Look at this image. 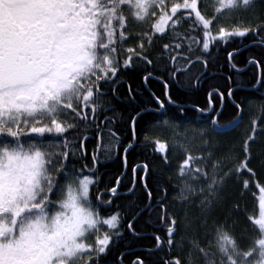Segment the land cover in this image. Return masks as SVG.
I'll return each mask as SVG.
<instances>
[{
  "label": "snow or ice",
  "instance_id": "obj_1",
  "mask_svg": "<svg viewBox=\"0 0 264 264\" xmlns=\"http://www.w3.org/2000/svg\"><path fill=\"white\" fill-rule=\"evenodd\" d=\"M250 33L264 44V0H0V264H112L109 255L125 227L118 209L108 213L120 180L102 192L96 166L102 141L105 157L120 145L112 103L119 77L140 65L159 66L173 79L193 65L206 70L215 51ZM208 95V106L196 109L199 138L172 142L184 158L173 185L176 211L168 207L167 187L157 204L165 236H155L161 255L154 264H264V187L256 185L260 214L249 219L259 233L250 243L230 231L239 205L230 206L227 195L230 183L248 188L244 174L255 178L250 142L264 137V107L240 155L206 129L239 128L241 105L232 101L237 118L222 125L224 93L218 92L220 111ZM156 101L166 115L165 102ZM167 102L173 103L170 96ZM135 123L133 117V140ZM89 129L97 141L91 165L84 148ZM132 147L123 149L125 162ZM154 151L170 167L168 142L156 139ZM136 168L142 180L149 172L147 163L133 168V189ZM138 212L126 224L133 234ZM132 264L146 262L137 257Z\"/></svg>",
  "mask_w": 264,
  "mask_h": 264
},
{
  "label": "trees",
  "instance_id": "obj_2",
  "mask_svg": "<svg viewBox=\"0 0 264 264\" xmlns=\"http://www.w3.org/2000/svg\"><path fill=\"white\" fill-rule=\"evenodd\" d=\"M212 12L213 9L209 6L205 14ZM215 23L216 21H213L214 25ZM221 23L228 26L226 20ZM185 30H187V26H185ZM229 52L233 54L231 62L228 59ZM236 69L245 70L238 72ZM202 73V77L197 82V77ZM145 76L149 77L147 81L144 80ZM259 76H261V82L264 84V44L255 41L250 33L244 38H233L227 46L220 47L215 51L206 70L200 65H193L187 74L178 73L173 79L168 75L166 69L162 70L159 66L153 68L152 66L140 65L135 70H129L119 77L112 103L116 113V123L113 130L120 136V145L110 156L105 157L102 151V141L101 152L98 153L99 163L96 166L99 188L102 192L107 188L116 186V180H120L117 188L118 195L113 198L108 213L118 209L124 217L125 227L122 238L116 241V245L109 255L112 264H121L119 260L121 254H123L122 264H132V261L137 257L145 259L146 264H154L156 260L160 259L161 253L156 249L155 241V236L160 234L158 227L162 223L157 204L165 199L162 189L167 187L168 207L171 211H176L172 196L173 185L177 182L175 167L181 161V156L175 157L171 154L169 156L170 167L165 166L161 155L154 151V141L162 136V133H171L172 135L174 132L177 133L186 128H201L202 125L199 126L197 122L200 114L196 109H203L208 106V94L210 92L212 93V103L217 111L221 107L218 92L224 93L225 107L220 117L222 124L230 123L237 117L238 110L232 101L241 105L246 122L252 120L248 116L252 115L251 112H248L251 105L256 109L254 115H259L261 108L264 107V87L257 84ZM129 86L131 93H129ZM229 88L232 89V101L227 96ZM244 88L250 90L247 91ZM109 96H112L111 92H109ZM169 96L173 101L171 104L167 102ZM157 97L165 102L166 115L157 111ZM108 114L112 115L111 112ZM133 117L136 121L135 140L132 139ZM165 119L169 121V125L162 123ZM158 120L160 121L159 124H157ZM94 133L95 129H89L87 132L89 139L84 142V148L87 152L85 162L89 165H91V154L97 143ZM228 135L224 143L237 145L236 151H240L237 135ZM145 136L148 137L147 140L144 139ZM261 139L262 141L257 146L258 150L252 156L250 164L256 173L257 181H261L258 182L260 185L264 182V137ZM128 143H131L133 147L128 150L125 162L123 149ZM240 155H242L241 152ZM144 163L149 165V172L142 180L141 169L136 168L135 187L133 189L132 170L137 165ZM249 176L250 174H244L246 179ZM145 183L148 185L147 189L144 187ZM130 189H133L131 193H129ZM148 191L152 193L151 200L148 198ZM127 192L128 194H126ZM234 193L235 191L229 197L230 206L238 202L241 203L242 200L243 203L246 202L245 199L239 200L241 198L239 194L234 195ZM250 201L248 198V204ZM149 204H151V209L146 210ZM137 209L139 212L135 219H132L135 230V234H133L127 229L126 224ZM105 214V211L102 210L101 215ZM236 214L237 211L232 213L228 224L234 225L232 220H238L236 232L239 236L243 233L248 238L250 235L249 224L245 216L242 219H237ZM245 243H248L247 239Z\"/></svg>",
  "mask_w": 264,
  "mask_h": 264
},
{
  "label": "flooded vegetation",
  "instance_id": "obj_3",
  "mask_svg": "<svg viewBox=\"0 0 264 264\" xmlns=\"http://www.w3.org/2000/svg\"><path fill=\"white\" fill-rule=\"evenodd\" d=\"M254 45V44H253ZM202 75L203 74H201L200 76H199V78H201L202 77ZM229 99V98H228ZM230 100V99H229ZM230 101H232V100H230ZM223 109H224V107H225V101H223ZM221 110V107H220V109H219V111ZM222 113V112H221ZM240 115L243 117V123H241L240 124V126H239V128H236L235 130H230V131H227V132H225V133H223V134H218V133H212L210 130H208V129H206V135H208V136H210V137H213V138H215V139H217V140H221V141H223V142H225L224 140H225V138L226 137H228L229 135L228 134H235V135H238L239 133H238V130L241 128V126L244 124V122H246V120H245V118H244V115L242 114V112H240ZM220 117H221V115L219 116V117H217V119H218V122L220 123V124H222L221 123V120H220ZM201 119V117L199 116L198 117V119H197V122L199 121ZM236 119V118H235ZM199 124V123H198ZM227 124H229V123H227ZM223 125V124H222ZM199 126H201L200 124H199ZM193 129H196V130H200V128H193ZM233 140H235V139H233ZM234 144V143H233ZM234 146V145H233ZM237 152V151H236ZM238 154V153H237ZM182 160H183V157H182ZM181 162V161H180ZM246 179V178H245ZM258 179L256 178L255 180H253L252 182H250L249 183V186H248V188L247 189H244L243 187H242V182H233V183H230L229 185H228V188H227V195H228V199H229V197L233 194V192L235 191V193H234V195H237V194H239V197L241 196L242 197V195H241V192H243V194L245 193V194H248V198L251 200L250 202H249V205H250V210H249V212H250V214L249 215H251V216H257L258 218H259V214H260V208H259V198H260V196L262 195L261 193H260V191H259V188L256 186L257 184H258V182H261V181H257ZM263 184H259L261 187H264V182H262ZM243 216V214L241 215V217ZM240 217V218H241ZM237 219H239V218H237ZM238 221V220H237ZM237 221L234 223V225H231V227H230V231L232 232V234H234L235 236H237V237H240L239 235H238V233L236 232V224H237ZM257 227V226H256ZM159 229H160V234H159V236H161V238H163L164 236H165V229H164V225L161 223V225L158 227ZM258 228V227H257ZM248 229H249V236H248V238H247V242H248V240H249V242L248 243H250V239L251 238H255V236L257 235L256 234V232L254 231V227L252 226V221H250V225L248 226Z\"/></svg>",
  "mask_w": 264,
  "mask_h": 264
},
{
  "label": "rangeland",
  "instance_id": "obj_4",
  "mask_svg": "<svg viewBox=\"0 0 264 264\" xmlns=\"http://www.w3.org/2000/svg\"><path fill=\"white\" fill-rule=\"evenodd\" d=\"M227 25H229L228 21H227ZM250 112L252 114H255L256 112V109L254 106L251 105L250 107ZM252 110V111H251ZM251 119V118H249ZM253 119V118H252ZM251 121L252 120H249L248 122H244V124L241 126V128L238 130V145H239V148H240V151L237 150L238 154H242V145L244 143V139L245 137L250 133L251 131ZM200 136V131L199 129L196 130V129H190V128H186L185 131H179V132H174V134L171 135V133H162V136H159L158 139L159 140H163V141H167L168 142V145H169V152L172 153V156H175V157H178V156H181V161H182V157L184 158V154L183 152L177 148V149H173L172 148V142H173V139H175L176 141H181V142H184L187 144L188 140L192 137H197L199 138ZM262 141L261 137L257 140L256 143L252 144L250 142V149H251V154L254 153L257 149V146L260 144V142ZM237 149V145H234V150L236 151ZM189 151H192L193 153H195L196 151H198V147H197V143L196 142H193L190 147H189ZM252 217L253 219H258L257 216H250ZM249 225H250V222H249ZM252 226L254 227V231L256 232V236H258V233H259V230H258V226L256 227V225L252 222ZM249 242V241H248Z\"/></svg>",
  "mask_w": 264,
  "mask_h": 264
},
{
  "label": "bare ground",
  "instance_id": "obj_5",
  "mask_svg": "<svg viewBox=\"0 0 264 264\" xmlns=\"http://www.w3.org/2000/svg\"><path fill=\"white\" fill-rule=\"evenodd\" d=\"M245 69H236V71H238V72H243ZM259 80L261 81V76H259ZM241 89H243L242 87H240ZM244 89H247V91L248 90H250L249 88H244ZM248 112H250V110L248 109ZM249 114V113H248ZM250 118H254V117H256L257 115H254V114H252V115H248ZM237 118V117H236ZM193 129V128H192ZM186 129H184L183 131H185ZM255 153V152H254ZM254 153H252V156L254 155ZM179 157V156H178ZM179 163L180 162H178L177 163V166L175 167V173H176V171H177V169H178V166H179ZM256 179V177L255 178H252V176H251V174H250V176H249V178H248V180H249V183L250 182H252L253 180H255ZM132 191H130L129 193H131ZM126 194H128V192L126 193ZM241 197V196H240ZM242 200V199H245L246 200V202L245 203H243V200H242V202L240 203V202H238L237 204L239 205V209L238 210H236L237 211V214H236V218H240L241 217V215L243 214V216L242 217H244L245 216V218H246V221L248 222V224H249V222L251 221L250 219H249V217L251 216V215H249L250 214V212H249V210H250V205L248 204V194H243L242 195V197L241 198H239V200ZM242 217H241V219H242ZM236 222V219H233L232 220V223H235Z\"/></svg>",
  "mask_w": 264,
  "mask_h": 264
}]
</instances>
